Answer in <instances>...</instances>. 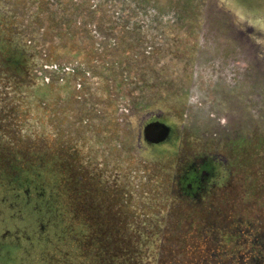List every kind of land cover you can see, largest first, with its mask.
I'll return each instance as SVG.
<instances>
[{"label": "rangeland", "instance_id": "obj_1", "mask_svg": "<svg viewBox=\"0 0 264 264\" xmlns=\"http://www.w3.org/2000/svg\"><path fill=\"white\" fill-rule=\"evenodd\" d=\"M162 1H164L162 3L164 4L163 11H167L157 14V17H155L156 19H152L150 22H144V26L142 27L144 31L143 41L141 44L139 43L138 46H136L134 49V52H136V56H138L137 64L133 66L131 70L130 76L132 79H129L130 82L135 80L134 84H124L121 87L123 88L122 91H112V93L109 94H112L114 100L118 99V101H115L117 102L115 110L119 111L121 113V116H123L122 114L124 113L128 115L135 112L133 108H127V106L125 105V101H119L121 97L124 96L123 99H128V101H135L139 96L142 98L141 88L143 87L149 90L146 91L145 94L147 92H151L153 94H155L156 92L163 93L164 102L162 103L163 106L161 107L163 108V110H166V112L164 113V118L167 122H169V124H173L174 116L175 114H178L177 112L179 108L184 109V112L186 111V114L192 113L191 110L196 96V93L192 91L194 90V87L190 88V91L187 94V98L182 103V105L179 101L176 102V100L174 99L177 97L176 93L180 90L182 84L188 82L191 79V56H193V52L196 51V49H198L199 47L200 49L198 50H202L205 52L213 50V56L214 58L216 57L219 62L220 59L224 57V61L227 62L226 64H224V66L235 67L238 70L245 67L244 63L248 61V53L243 49V47H239L238 40H235L233 38L234 34L232 32L230 33L229 29L226 26V22H228L227 19L230 20V17L233 18L234 16V19L238 20V24L242 23L239 22V20L245 19V24L247 25V23H250L254 25L257 32L261 29L264 31V0H224L226 2V5L228 6L227 8L224 7V21L222 18L223 13H221L220 10H217L215 6H213L212 2H209L206 5V0H190V3L188 2V4L183 0L182 2L181 0ZM169 1H171V3H167V5H165V3ZM165 6H167V8ZM117 9L119 10L118 13L123 14V17L125 16V19L123 20L124 25H130V23L127 22V20H129V16L125 15V11L120 7H117ZM125 10H129L128 6H126ZM260 15L261 19H258L257 21L255 19V23L252 19ZM199 20H204V22L201 23ZM129 28L134 30L133 26L132 28ZM217 38H219L220 40L217 41ZM222 38H224V44L221 40ZM131 40H134V37H132ZM212 41H214V44L210 46L209 43H212ZM236 46H238V48H236ZM263 49L264 48L262 47V50ZM144 51H147V53ZM230 51L238 52L242 56L238 55L236 58L231 60V57H229L231 55ZM245 51L246 53H244ZM120 58L121 56L118 57V60ZM212 60L213 62H215V59ZM63 62L64 64L68 63V60L64 59ZM100 63L101 62H99L98 64ZM215 65L216 64L214 63V65L211 66ZM198 66L200 67L197 69V79H195L194 81V86L197 85L199 90H203V87H201V85H206L203 77L207 76V74L204 73L205 71H207V66L203 67L200 65V63L198 64ZM208 73L210 72L208 71ZM17 74L20 73H18L17 71ZM3 80H6V78H4L3 74H0V93H3V89L8 91V85L6 84V86H4L5 81L3 83ZM212 81L213 79L211 78L209 81V87L213 85ZM229 81V84H232V86L235 84L239 85V90L243 91L246 94L244 96L245 99H249V111H253L255 109V106L258 105L259 102L256 96L254 99V94H258L257 90L259 88L257 90L251 89L252 87H254V85L251 84V87H248L250 88V90H247L244 87L249 81H252V77H248L247 74L243 72V74L236 75L234 81ZM16 86L17 85L11 86L13 91L15 88H18ZM19 87V94H24V96H27L29 93L31 94V96L35 97V95L40 93L35 89H28L27 87H22L20 85ZM126 88H129V92L124 91V89ZM138 88H140V90H138ZM263 88L264 86L261 87V89ZM14 93L15 92L11 93L9 96H7V98H3V96H1L0 98L1 106L8 105L9 107V109L1 107L0 129L3 133L8 135L9 138H12L14 143H16L13 145L14 148L12 146V149L17 148L20 152V163H23L22 165H26V160L31 158L28 157V151L30 149H33L35 151L38 150L39 147L37 146V144L39 142L41 143H39L38 145L43 144L46 148L49 146L50 153H62V158L66 157L67 162L65 165H62L60 169H57L59 175L58 173V176L55 175L56 172L54 173V171L52 172L53 174L51 172H48L45 175V178H43V182L44 184L47 182L57 184V182H59L63 189L62 193L64 192V194L66 195L65 197H53L49 195V193H46L41 198H35L34 196L12 197V195H14L13 191L15 189L18 191V188L20 186L18 184L20 183L18 182L19 179L23 178L29 180L30 182H37L41 178L39 179L38 177L32 175V172H34V168L32 166H27V169L22 170V172L17 171V174H15L14 176L9 175L12 169L14 171L15 165L13 167L11 164H9V161H11L10 156L8 158H4L8 156V151L7 149H5L6 153L4 152L3 144L5 146L8 143L4 141V138H2V135L0 134V264L81 263L83 258L78 254L76 244L72 241L71 238L72 228L67 225V212L66 210L61 211L57 208V202L59 200L63 203L65 208V204H67L70 210L68 208L66 209L69 210L72 215L76 216V218H78L79 220L87 224H91V222H93L94 220L93 218L97 220V231H100V242H102L103 245H114L112 248V252L114 253H112V255L117 257L118 253H124L123 249L118 250V246H122L119 243L123 244L125 242L121 240L119 232H123L125 229H128L129 225H131L132 228L135 227L137 229H144L145 227L143 223H146L147 226L151 227L152 222L149 220V214H139V212H137V214H101L99 215V217L96 214H79L80 209L78 204L80 197H77L76 185L79 179L89 178L88 174H90V172L88 169L90 168V166L85 167L80 162L81 160L85 159L95 160V156L97 158V155L94 154L93 149L96 148V142L99 140V137L100 143L98 142V147H100V149L104 148L102 150V154H104L106 168L108 166V160L109 162L111 161V155L115 154L117 179H128L129 177L131 178V176H133L136 180L133 181L134 188L136 186V182L140 183L142 181L141 175L143 171H134V167H136V165L140 166V169H143V165H140L141 161L136 158V155L131 152L127 154L128 156H126L122 153H117L114 151V149L116 150V147L118 148L119 146H121L124 136H129L126 132V124H118L117 126L114 124V130L116 133L113 135L110 134L111 124L109 125V121H104L103 119L104 115L109 113L110 108L109 106L104 107V105H102V102L97 100L94 103V107L89 109V112H91L92 116L91 114L88 115V121L86 123L87 126H90L87 127L88 129H90L91 126L94 127L93 125L96 126V128L93 130V132L95 133H89L87 135V133L85 132V128L82 126L78 127L79 132H77L76 125L78 124L77 122L81 120V118H79L80 120H76L75 117L65 118V116H62L61 120H58V122L61 124L60 127L58 126L59 128H61L58 133H55L54 135H48L42 140L35 136L36 134H34V131L32 134V138H30L28 134H24V130L22 131L20 126V123L23 122L26 115H23V111L20 109L19 112L17 111V109L13 110V107L18 105L19 102H22L23 98H18V91H16V95H14ZM96 93H98L102 98V96L104 97L105 90L98 89ZM51 94L48 92L46 93L45 101H52V99L50 98L52 97ZM83 95L84 93H80V98H78L75 101V104H72L70 108V110L73 108L72 110L76 113L75 115L78 114L80 107L81 110L85 109L86 100L84 99ZM85 96H88L87 93H85ZM197 98L201 99L200 97ZM210 101L212 100L209 98L208 102ZM236 106H238V104H236ZM89 117L92 118L89 119ZM100 117L103 120L99 121L98 119ZM75 121L76 123L72 125V123H74ZM122 121L126 120L123 119ZM101 123L103 124V127L101 126ZM98 124L100 125L97 126ZM192 124V118L187 117L184 121V131L186 133V137H188L187 132H191L192 130ZM235 124L238 125L237 123ZM224 126H227V123H224ZM98 132H100V135L98 134ZM63 135H65V137ZM74 137H76V140L78 139L79 142L74 140ZM94 137H96L97 139H95ZM73 140L75 142V147H73ZM174 140V137H172L170 140L158 147L148 148L146 151H144L145 154L143 159L148 160V162L154 160L156 164H164L167 168L168 165H170V162L167 161V159L169 157L173 158L177 154ZM124 143L128 145L127 142ZM129 144L132 145L131 143ZM30 145L32 147H30ZM10 154L12 155L14 153L10 152ZM130 155L132 156V158ZM256 157L257 156L254 155V151H252L250 155H246L244 156V158L242 156L240 160H237L236 167L233 169L234 174L231 177L229 183L224 186V204L225 202H227L229 209L233 208L234 211L245 213L227 214L229 218L234 219V221L238 217L242 218V220L244 221H252L256 216H260L264 220V214H252V210L254 209V197L250 196L249 198L244 199V201L237 200V196L238 194H240L239 186L242 182V178L249 175V178L251 180H254L252 181V183L255 184L256 177L254 175L256 173L258 174L259 172L262 173L264 171V167L258 169L257 164H259V161ZM156 158H160V160ZM60 175H63V178H61ZM65 179L69 180L68 185H66V182L64 181ZM45 186H47V184H45ZM140 196L146 195L140 193ZM3 197H5L4 201L2 200ZM63 199H65V202H63ZM145 199V197L140 198L143 204H145ZM134 201L135 199H133L134 206L132 210L135 213L137 210H134V207L136 206ZM10 203H13V210L10 207ZM147 205L148 202L146 201V206ZM182 210L185 209L171 208L169 214L172 215L168 219L169 224L167 223V226L165 224L163 226L167 227L166 234L170 235L171 237V239L165 245L166 249L170 251V254L174 256V258H179L182 260V262L187 263V261L192 260L191 258L198 256L200 249L196 248L194 244L195 241H193L192 239V228H189L187 231H185L183 235L176 237L175 233H173V230L175 231L174 227H176L178 224H180L182 227L188 226L189 224H187L186 222H181L184 217L191 219L197 225L198 223H201V217L207 214H181ZM214 215H216V217L219 218V221H221L219 217L221 214ZM151 216L153 218V223L156 226H159V216L153 214H151ZM180 217H182L181 221H179ZM222 217L224 220V215ZM42 219H45L46 228L44 231L37 232L36 227H40ZM182 224H184V226ZM204 226L205 224L202 225V231L201 229L199 230L201 231V234H203V229L205 228ZM118 228H120V230H118ZM19 229H24L23 233H25V235L23 234V236L20 237L17 236L18 234H16V231H18ZM5 230H9L10 233H6V235H3ZM111 230L117 231L116 233L118 243L115 241L113 243L110 236L104 235L106 232H109ZM131 237V242L133 245L132 232ZM132 245H129L128 241L125 242V246L130 247ZM172 256H170L166 251L165 259L163 262L168 264V259L170 261L171 258H173ZM152 257V261L150 260L149 264H156V256L152 255ZM104 263L110 264V261L107 260Z\"/></svg>", "mask_w": 264, "mask_h": 264}, {"label": "flooded vegetation", "instance_id": "obj_2", "mask_svg": "<svg viewBox=\"0 0 264 264\" xmlns=\"http://www.w3.org/2000/svg\"><path fill=\"white\" fill-rule=\"evenodd\" d=\"M209 2H212L213 6L223 13L224 21V0H206L205 4L207 5ZM255 19L256 21L261 19V15L252 20ZM199 21L204 22V20ZM227 21L226 26L230 33L234 34L233 38L238 40L239 47H243L247 51L248 63L245 62V67L238 70L235 67L224 66L227 63L224 61V57L219 62L216 57L214 58L213 50L205 52L198 50L200 47L196 49L191 56V79L182 84L176 93L177 97L174 99L182 105L190 88L194 87L192 91L196 93V96L192 113L186 114L184 109L179 108L178 114L174 116V123L169 124L164 118L166 110L161 107L164 102L163 93L147 92L145 94L149 90L143 87L141 89L142 98L139 96L137 97L138 101H134L136 104L140 103L136 109L134 107L135 113L128 115L124 113L121 116V113L117 111V119L115 116L114 121L109 122V125L111 124L110 134L116 133L115 125L126 124V132L129 135L124 136L123 143L114 151L126 156L133 152L136 158L141 161L140 165H143V169L137 165L134 167V171H143L142 181L136 182L135 188L133 176L128 179H117L115 154L111 155V161L108 160L106 168L104 154H102L104 148L98 147L100 137L96 142V148L93 149L97 158L95 156V160L85 159L80 162L85 167L90 166L88 170L91 175L88 174V179H79L76 185L77 197H80L79 214H96L98 217L101 214H137V212L149 214V220L152 222L151 227L147 226L146 223H143L144 229L132 228L129 225L128 229L119 232L121 240L128 241L129 245H132L131 232L133 233L132 246H125L124 242L123 244L119 243L122 246L118 247L123 249L125 255L128 256H131L133 250L138 252V256L141 258L137 259V262L140 264H149V261H152V255L156 256V264H167L163 262L166 251L172 256L165 247L171 237L166 234V227L163 226L166 219L165 214H169L171 208L185 209L182 210L181 214L207 215L201 217V223L197 225L187 217L183 218L182 221L181 218L179 219L181 222L188 221L189 226L182 227L180 231L185 233L189 228H192V239L200 251L197 257L191 258L192 260L187 261V263L172 256L170 261L168 259V264H264L263 218L256 216L252 221H244L238 217L234 221L227 214L245 213L234 211L233 208L229 209L227 202L224 204V186L229 183L233 176V169L236 167L237 160L254 151V155L259 161L258 169L264 167V88L261 89L264 86V49L262 50V47L264 48V31L258 30L254 35L256 30L254 25L250 23L246 25L245 19L239 20L242 23L238 24V20H235L234 16ZM256 21L254 22L256 23ZM218 40L220 39L217 38ZM221 40L224 44V38ZM213 44L214 41L209 43L210 46ZM230 52L231 60L238 55L242 56L238 52ZM212 59H215V62ZM199 63L203 67L216 64L215 66H207V71L204 72L207 76L203 77L206 85L204 83V86L201 85L203 90H199L197 85L194 86V81L197 79V69L200 67L198 66ZM243 72L248 77H252V81H249L244 87L247 90H250L248 87L251 85H254L251 89L257 90L259 88L258 94H254V99L256 96L259 102L253 111H249V99H245L246 94L239 90V85L235 84L233 87L232 84H229V80L234 81L236 75L243 74ZM211 78L213 85L209 87ZM209 98L212 101L208 102ZM187 117H191L193 120L192 130L187 132L188 137L184 131V121ZM123 119L126 121H122ZM152 123L164 124L169 128L165 140L152 142L145 137L144 128ZM224 123H227V126H224ZM98 134L100 135V132ZM172 137L175 139L177 154L175 157L167 159L170 162L167 168L164 164H156L154 160L148 162V160L143 159L144 151L150 147H158ZM124 142H127L128 145ZM156 159L160 160V158ZM64 160H67L66 157ZM9 164L13 167L15 165L11 162ZM254 176L256 177L255 184L252 183L254 180H251L249 175L242 178L237 200L244 201L250 196L254 197L252 214L260 215L264 214V171L256 173ZM43 180L37 182L18 181L20 186L18 191L16 189L13 191L12 197L34 196L41 198L46 193L53 197H65L66 194L62 193L63 189L59 182L57 184L47 182L45 183L47 186H45ZM64 181L68 185L69 180L65 179ZM140 193L146 196H140ZM141 197L146 198L145 204L141 202ZM4 199L5 197L2 198L3 201ZM133 199H135L134 203L136 204L134 210H137L135 213L132 210ZM146 201L148 202L147 206ZM10 204L13 210V203ZM65 206L69 209L67 204ZM57 208L61 211L66 210L67 214H72L70 209L67 210L60 200L57 202ZM151 214L159 216V226L153 223ZM214 214H221L219 216L221 221ZM203 224H205V228L201 234ZM45 228L46 222L45 219H42L40 227H36L37 232L44 231ZM174 228L173 233L179 232L177 227ZM200 229L201 231H199ZM23 232L24 229H19L16 234L20 237L25 235ZM109 232H111L110 238L113 243L114 241L118 243L117 231L111 230ZM6 233H10V231L5 230L3 235ZM149 255L152 257L151 259H148ZM111 262L115 264L117 261ZM133 263L135 262L131 259L125 260V264Z\"/></svg>", "mask_w": 264, "mask_h": 264}, {"label": "trees", "instance_id": "obj_3", "mask_svg": "<svg viewBox=\"0 0 264 264\" xmlns=\"http://www.w3.org/2000/svg\"><path fill=\"white\" fill-rule=\"evenodd\" d=\"M183 1L190 3V0ZM163 2L162 0H0V74L6 78L3 80L4 86L8 85V91L3 89L4 94L0 93V98L1 96L7 98L13 92L16 95V91L19 94V85L40 92L35 97L29 93L27 96L20 93L18 98H23V101L13 107V110L17 109L19 112L20 109L23 111L22 114L26 115L20 123L24 134L32 138L35 131V136L42 140L48 135H54L61 129L58 120H61L62 116L75 117L76 120L81 118L82 121H78L76 125L77 132H79L78 127L82 126L87 135L94 133L96 126L93 125L94 127L88 129L87 127L90 126L86 123L88 115L91 114L89 109L94 107L97 100L102 102L104 107L110 108L109 113L104 115V121H114L117 113L115 101L118 99L114 100L109 93L122 91L121 87L124 84H134L135 80L131 82L129 80L132 79L131 70L137 64L138 56L134 49L143 41L144 22H150L156 19L157 14L167 11H163ZM167 3L170 4L171 1L166 2L165 5ZM126 6L129 10H125ZM117 7L129 16L127 22L130 25H124L125 16L118 13ZM224 7H228L225 1ZM132 26L136 31L129 28ZM256 32L255 30L253 34L255 35ZM131 36L134 40H131ZM64 59H67L68 63L64 64ZM99 62L101 63L98 64ZM17 71L20 74H17ZM12 85H17L18 88L13 91ZM98 89L105 90L104 97L101 98L96 93ZM128 89L124 91L129 92ZM47 92L52 93L51 102L45 101ZM80 93H84L85 109L81 110L80 107L78 114L75 115L73 108L71 110L70 108L80 98ZM85 93L88 96H85ZM123 97L119 101H125L127 108L136 109L140 104ZM1 107L9 109L8 105L1 106L0 103V110ZM101 117L99 121L103 120ZM75 123L76 121L72 125ZM101 126L103 127L102 123ZM0 134L8 143L5 146L3 144L4 148L2 147L5 153V149L8 151V156L5 158L10 156L9 162L15 164L14 171L9 173L10 176L17 174V171L22 172L27 166H32L34 168L32 175L43 179L48 172L54 171L57 175V169L67 162L62 158V153H50L49 146L46 148L43 144L38 145L41 143L39 142L38 150L30 149L28 157L31 158L26 160V165H22L20 152L17 148L12 149L16 143L1 129ZM74 140L73 147H75ZM76 141L79 142L78 139ZM10 152L14 154L11 155ZM60 177L63 178V175ZM19 181L29 180L22 178ZM165 215L167 226L172 214ZM73 216L67 214L66 219H68L67 225L72 228V241L76 244L78 254L83 258L79 264H108L104 263L107 260L110 264H113L111 262L113 260L117 261L115 264H125L127 259L133 260L135 262L133 264H140L137 259L141 257L134 250L131 256L125 253H118L117 257L112 255L114 245H103L100 242V231H97L98 222L95 218L91 224H87ZM180 226V224L176 226L179 231L175 233L176 237L184 234V231H180L182 228ZM104 235L111 236V232H106ZM150 255L148 259L152 258Z\"/></svg>", "mask_w": 264, "mask_h": 264}, {"label": "water", "instance_id": "obj_4", "mask_svg": "<svg viewBox=\"0 0 264 264\" xmlns=\"http://www.w3.org/2000/svg\"><path fill=\"white\" fill-rule=\"evenodd\" d=\"M169 128L164 124L152 123L144 128L145 137L152 142L163 141L167 138Z\"/></svg>", "mask_w": 264, "mask_h": 264}]
</instances>
